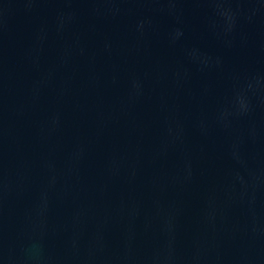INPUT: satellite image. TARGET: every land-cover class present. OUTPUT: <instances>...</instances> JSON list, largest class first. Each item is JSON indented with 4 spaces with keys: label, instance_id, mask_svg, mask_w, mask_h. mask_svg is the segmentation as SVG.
Segmentation results:
<instances>
[{
    "label": "water",
    "instance_id": "95a60500",
    "mask_svg": "<svg viewBox=\"0 0 264 264\" xmlns=\"http://www.w3.org/2000/svg\"><path fill=\"white\" fill-rule=\"evenodd\" d=\"M0 264H264V0H0Z\"/></svg>",
    "mask_w": 264,
    "mask_h": 264
}]
</instances>
